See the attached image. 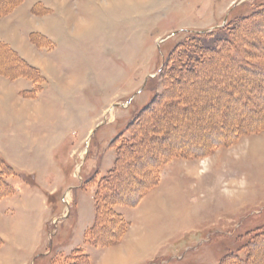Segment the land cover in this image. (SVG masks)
<instances>
[{
    "label": "rangeland",
    "instance_id": "obj_1",
    "mask_svg": "<svg viewBox=\"0 0 264 264\" xmlns=\"http://www.w3.org/2000/svg\"><path fill=\"white\" fill-rule=\"evenodd\" d=\"M55 1L47 119L0 130V214L43 242L0 264H98L135 225L122 264H264V0ZM85 217L93 258L59 252Z\"/></svg>",
    "mask_w": 264,
    "mask_h": 264
},
{
    "label": "crops",
    "instance_id": "obj_2",
    "mask_svg": "<svg viewBox=\"0 0 264 264\" xmlns=\"http://www.w3.org/2000/svg\"><path fill=\"white\" fill-rule=\"evenodd\" d=\"M56 5L55 0H22L12 9L0 15V43L7 45L12 50L14 56L18 58V62H26V71H22L13 64L8 65V63L0 60V130H4L1 132L8 131L10 129L9 125L12 126L16 121L19 122L24 117L28 128L31 127L30 125L45 122L47 119L46 113L40 108V101L46 94L45 88L52 80V75L47 68L50 67V64L45 62L46 53L42 49H54L55 34L45 27L44 20L53 15ZM27 31L29 32L27 33ZM48 42L52 43V46ZM29 65L35 67L46 78L44 86L36 95H32L29 90L35 86L32 76H37V71ZM27 81L32 82L30 88L24 87ZM0 155L19 172L20 168L13 161L6 159L1 151ZM2 208L5 210H1V221L14 218V214H8L10 213L9 207ZM21 208V212H23L22 219L16 220V222L13 219L12 224L8 222L6 224L7 232L0 231V237L5 240L4 245H7L12 240L14 242L12 245L16 249H21L24 244L30 243L32 253V251L41 247L43 242L40 225L35 220L37 214H33L37 210L33 207ZM87 218L80 219L77 222V224H80L79 226L77 224L74 225L79 227L75 240L69 242V244H63L59 248V252H63L70 257L76 248L84 246L87 253L93 258L92 248H89L84 242V234L91 227L93 221L91 220L90 222ZM91 218L94 219L93 214ZM140 227L135 225L120 244L102 253L98 264H106L110 257L117 264H122L124 261L122 257L124 248H135L142 237L143 231L140 237H137L139 229H142ZM137 238L139 239L137 240ZM132 240L137 243L128 246ZM4 245L0 246V258L4 256L1 253ZM30 257L31 255L29 254L26 260Z\"/></svg>",
    "mask_w": 264,
    "mask_h": 264
},
{
    "label": "trees",
    "instance_id": "obj_3",
    "mask_svg": "<svg viewBox=\"0 0 264 264\" xmlns=\"http://www.w3.org/2000/svg\"><path fill=\"white\" fill-rule=\"evenodd\" d=\"M22 0H0V15L9 11L12 9L15 5L20 3ZM49 44H52L48 42ZM0 60L4 61L9 64H13L17 69L26 71V62H18V58L14 56L12 53V50L5 44L0 43ZM20 61V60H19ZM1 63V62H0ZM31 66V65H29ZM34 70L37 71V76H32L35 86L30 89V93L32 95H36L40 89L44 86V83L46 82L45 76L39 72L35 67L31 66ZM8 169V171L6 170ZM16 173V169L13 167L12 164L8 163L1 155H0V178H1V184L0 187L3 192H7L8 189H15L12 187V185L9 183V181L6 179V176L14 175ZM8 188V189H7ZM234 256L239 260H245L248 256L242 257L237 253H234ZM77 261H72L70 264H76ZM222 264V263H221Z\"/></svg>",
    "mask_w": 264,
    "mask_h": 264
}]
</instances>
